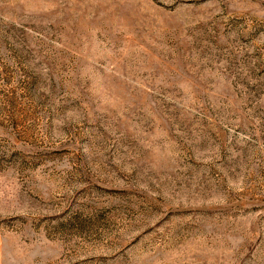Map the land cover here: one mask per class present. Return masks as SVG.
I'll return each instance as SVG.
<instances>
[{
    "label": "rangeland",
    "instance_id": "obj_1",
    "mask_svg": "<svg viewBox=\"0 0 264 264\" xmlns=\"http://www.w3.org/2000/svg\"><path fill=\"white\" fill-rule=\"evenodd\" d=\"M0 264H264V0H0Z\"/></svg>",
    "mask_w": 264,
    "mask_h": 264
}]
</instances>
